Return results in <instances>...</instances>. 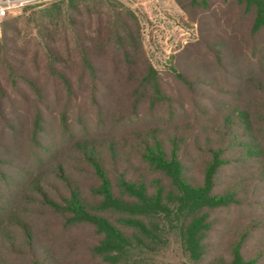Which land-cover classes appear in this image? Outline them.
I'll use <instances>...</instances> for the list:
<instances>
[{"label": "trees", "instance_id": "16d2710c", "mask_svg": "<svg viewBox=\"0 0 264 264\" xmlns=\"http://www.w3.org/2000/svg\"><path fill=\"white\" fill-rule=\"evenodd\" d=\"M176 1L198 20L217 15V11L232 15L236 8L251 20L246 49L254 59L259 57L254 54L256 49L262 54L264 0ZM98 14L93 28L100 33ZM121 18L124 31L115 32L126 47L133 36L122 14ZM10 19L3 23V31ZM72 24L79 29V21ZM237 24L229 19L225 29L219 28L229 31V37L214 29L220 35L207 42L216 64L226 65L231 77L241 79L235 91L237 101L224 110L219 106L218 114L210 116L206 103L215 109V97L195 89L204 82L200 77L189 82L179 74L193 93L190 107L198 114L175 125L164 121L142 128L124 142L116 138L102 144L85 140L78 149L83 170L68 172L58 164L46 181L32 184L35 205L42 214L49 212L59 219L63 239L56 237L57 246L45 243L35 223L17 214L14 227L19 235L9 236L11 230H0V241L10 243L5 247L10 255L22 253L29 264H73L60 256L61 249L72 247L73 254L88 252L78 259L81 264H155L140 253L159 251L174 234L191 264L205 260L208 264H264V214L245 216L243 221L230 216L220 223L213 217L224 210H248L252 215L255 208L264 211V76L244 81L237 61ZM124 54L126 61L136 60L135 52L126 50ZM94 58L85 53L81 56L83 67L93 76ZM59 75L69 87V77ZM216 78L209 81L223 94ZM139 80L152 88L158 101L168 98L152 65L145 66ZM180 103L186 110L185 101ZM78 174L91 177V182L82 181ZM215 236L227 239L226 252H215ZM6 259L0 252V264H10Z\"/></svg>", "mask_w": 264, "mask_h": 264}, {"label": "rangeland", "instance_id": "374dc122", "mask_svg": "<svg viewBox=\"0 0 264 264\" xmlns=\"http://www.w3.org/2000/svg\"><path fill=\"white\" fill-rule=\"evenodd\" d=\"M217 5L222 7L221 3ZM98 13L102 20L100 33L93 28ZM120 13L133 36L126 47L115 32L124 31ZM231 13L217 11V15L198 20L192 19L176 0H43L12 15L0 37V230H11L9 236L19 235L14 227L18 214L35 223L42 241L57 246L56 237L61 241L64 231L59 219L49 212L42 214L35 205L34 181H46L58 164L68 172L83 170L78 149L85 140L102 144L116 138L124 142L134 132L153 124L172 121L175 125L195 117L198 112L189 102L193 93L179 74L189 82L194 77L204 82L195 89L215 97V109L206 103L210 116L237 101L235 91L241 79L231 77L226 65L218 66L207 46L219 33L229 37V31L219 30L229 19L238 23L237 61L244 81L250 76H264V50L260 54L256 49L254 54L259 57L254 59L246 49L250 18L236 8ZM73 20L79 21V29H75ZM126 50L136 53L133 63L124 59ZM84 53L95 57L94 76L83 67ZM250 60L254 62L252 70ZM147 64L161 80L168 97L163 102L158 101L149 85L140 83V73ZM59 73L69 77V87ZM215 76L223 94L215 91L209 81ZM182 100L186 110L181 107ZM78 176L85 182L92 180ZM252 212L224 210L213 217L220 223L230 216L243 221L264 214L260 208ZM214 241L215 252H226V238L221 241L215 236ZM6 246L10 243L0 241L1 257L8 263L29 264L22 253L10 255ZM68 248H60V256L73 264H81V254H88L84 250L73 254L72 247ZM140 255L155 264H191L174 234L159 251Z\"/></svg>", "mask_w": 264, "mask_h": 264}, {"label": "built area", "instance_id": "2783aa9c", "mask_svg": "<svg viewBox=\"0 0 264 264\" xmlns=\"http://www.w3.org/2000/svg\"><path fill=\"white\" fill-rule=\"evenodd\" d=\"M43 0H0V37L3 32V23L8 17L16 14L23 8Z\"/></svg>", "mask_w": 264, "mask_h": 264}]
</instances>
